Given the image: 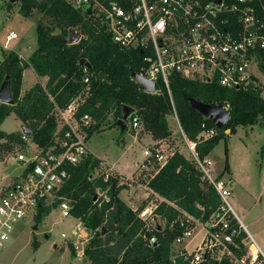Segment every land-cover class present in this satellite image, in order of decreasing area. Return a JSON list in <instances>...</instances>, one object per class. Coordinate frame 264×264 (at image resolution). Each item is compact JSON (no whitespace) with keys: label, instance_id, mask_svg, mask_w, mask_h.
I'll return each instance as SVG.
<instances>
[{"label":"built area","instance_id":"obj_1","mask_svg":"<svg viewBox=\"0 0 264 264\" xmlns=\"http://www.w3.org/2000/svg\"><path fill=\"white\" fill-rule=\"evenodd\" d=\"M74 9L90 14L112 42L126 53L140 54L141 77L165 88L172 100V79L217 85L227 90L259 87L261 65L264 64V1L263 0H66ZM18 35L10 32L5 48ZM85 68V67H84ZM85 70L83 91L66 108L56 107L57 129L47 149L22 133V149L15 160L22 171L17 180L0 192V247L9 241L16 226L29 217H37L40 209H57L61 219L74 218L70 200L61 195L71 178L67 167L79 166L92 155L89 132L97 125L90 114H81V107L92 95V77ZM260 74V75H259ZM173 102V100H172ZM230 112V105H222ZM174 114L177 115L175 109ZM134 131L143 130L136 112L128 120ZM181 127V126H180ZM189 149V160L220 198L219 207L206 219L181 211L169 225L178 226L181 234L172 243L171 252L189 264L228 259L232 264H264V252L248 232L232 203L233 183L218 173L217 162L210 156L201 158L197 143L190 141L181 128ZM218 134L217 127H207L198 136L206 141ZM161 142L144 151L145 161L138 176L120 179L122 185L148 187L149 181L167 163L169 156ZM183 155V154H182ZM188 159V158H187ZM100 164L90 180L99 174L115 176L113 170ZM110 172V173H109ZM149 188V187H148ZM150 189V188H149ZM151 191V189H150ZM152 192V191H151ZM100 193V192H99ZM153 193V192H152ZM103 196L102 193H100ZM138 212L146 229L163 227L155 214L161 198ZM106 198V196H104ZM72 237L77 259L85 258L90 231L81 220ZM166 222V221H165ZM167 226V222L165 227ZM82 227L87 230L82 232ZM163 227V228H165ZM200 240L191 250L197 235ZM82 241V242H81ZM148 244L157 242L147 238ZM173 257V254H172Z\"/></svg>","mask_w":264,"mask_h":264},{"label":"trees","instance_id":"obj_2","mask_svg":"<svg viewBox=\"0 0 264 264\" xmlns=\"http://www.w3.org/2000/svg\"><path fill=\"white\" fill-rule=\"evenodd\" d=\"M264 1V0H263ZM20 15L30 18L34 10L49 18L48 24L37 23L38 48L29 62L22 61L17 54H4L0 67V84L10 77L14 99L13 107L2 104L0 108V140L21 135L8 134L1 126L13 112L31 129V138L41 148L52 145L57 129L56 107L66 108L71 100L83 89L85 68L80 65L86 59L91 64L87 69L92 77V95L81 107V114H90L99 128L110 116L116 123L122 118L123 108L132 107L140 118L143 131L150 133L155 141H166L172 136L168 116L179 117L186 137L197 143V153L204 158L220 144L225 142L226 173L230 172L229 137L237 133L240 126H253L260 116H264L263 88L252 87L247 90H227L217 85L191 82L179 77L172 79V100L165 88L158 85V93L141 91L132 80L130 69L140 72V54L126 53L112 42L93 16L74 9L66 0H21ZM81 28L86 36L77 44L68 42V28ZM60 30V33H56ZM34 68L39 77H48L46 87L37 83L25 95H21L23 72ZM264 74V64L261 65ZM210 106L230 105L231 119L218 134L206 141L198 136L207 127H216L204 117L190 100ZM13 108V109H11ZM94 128L89 132L93 135ZM101 161L90 155L79 166H69L71 178L61 195L70 200L74 218L81 220L92 234L85 248V258L90 264H189L182 258L172 260L171 247L181 234L178 226L173 230L169 225L176 221L181 211L206 220L220 205V198L211 187H206L202 175L193 163L179 152L169 156L167 163L149 181L148 187L161 198L155 214L167 222V226L146 229L145 223L121 198L125 188L120 176H109L105 180L99 174L90 180ZM98 192L103 196L98 198ZM106 196V198L104 197ZM143 205L140 209H143ZM51 208L40 209L37 216H49ZM156 237L152 246L147 238ZM36 249L37 244L35 243ZM72 249L73 258L75 250ZM204 264H232L228 259L210 260Z\"/></svg>","mask_w":264,"mask_h":264},{"label":"rangeland","instance_id":"obj_3","mask_svg":"<svg viewBox=\"0 0 264 264\" xmlns=\"http://www.w3.org/2000/svg\"><path fill=\"white\" fill-rule=\"evenodd\" d=\"M3 3L5 4L4 8H6L11 17L6 16L7 11L3 9ZM21 5V0L15 3H11L10 0H4V2L0 0V44L3 45L7 35L11 31H15L21 39L12 42V46L23 42H25L24 46H35L37 43V23L42 21L48 24L50 22V19L44 17L38 10H34L33 15L30 17L34 23L30 20H25L16 12L20 10ZM76 30L81 39L86 37L80 27L76 28ZM56 33H60V30H57ZM2 45L0 46V67L5 60L4 54L15 53L12 50H4ZM260 74V86L263 88L264 98V74ZM26 85L28 84L26 83ZM9 116L5 126H1L6 133L19 135L23 133V126L29 127L17 117L13 110ZM167 119L172 132L179 134L175 141H171L169 146H164V150H166L167 155L179 152L189 159L190 153L182 135V126L178 115H169ZM104 130L107 131L98 134ZM139 131L143 133V130ZM93 132L94 135L89 140V147L95 151L96 155L106 158L110 164L119 157L120 143L123 142V138L126 139L128 144H133L134 131L128 127L127 131L122 133L114 116H110L99 128H94ZM225 133L229 137L231 132L227 130ZM22 147L23 145L17 137L0 140V191L19 173L20 165L16 162L15 157ZM228 148L235 176L228 175L230 172L226 173L224 171L226 158L224 141L220 142L210 156L217 162L218 173L223 176L226 175L225 177L234 183V187H232V203L240 219L249 229L250 220H255L258 216L264 218V116H260L257 123L253 126L238 127L237 133L233 134L228 140ZM141 149L139 145L134 143L132 149L135 152L134 157L140 155ZM129 162L130 160L125 164L130 166ZM128 171H130V168ZM112 173L116 174L114 171ZM99 197L101 195L98 192ZM151 199L154 198L151 197ZM239 208L243 211L239 210ZM41 218V221L38 222L37 217H29L16 226L11 239L0 247V264H90L87 258H83L82 261L77 259V251L73 247V242H77L78 239H65V236L72 237L73 230L78 223L75 218L63 220L61 219L60 211L57 209H54L49 216ZM157 223L163 227L166 225V222L162 219H158ZM250 230L252 229L250 228ZM86 231L82 227L81 233ZM90 236L88 243L83 244V246L79 244L80 249L87 247L92 234ZM200 236L201 234L190 245L191 250L200 240ZM35 243L37 244V249ZM72 249L75 250V258H73ZM172 254V259L174 260L176 252L173 251Z\"/></svg>","mask_w":264,"mask_h":264},{"label":"crops","instance_id":"obj_4","mask_svg":"<svg viewBox=\"0 0 264 264\" xmlns=\"http://www.w3.org/2000/svg\"><path fill=\"white\" fill-rule=\"evenodd\" d=\"M3 2H4V0H3ZM4 5L5 4L3 3L2 7H3V9L6 10V8H4ZM16 12L19 13V11H16ZM6 16L11 17L9 15L8 11L6 12ZM23 18L25 20H30L31 22H33L30 18H25V17H23ZM11 32L16 33L18 35V38L10 41L8 44V48H5V45L7 44V38L9 35L8 34L3 45L0 44V46L2 45L4 50H12L13 52H15L22 61L29 62L30 57L35 53V51L38 48V42L35 44V46H24L25 42L20 43L16 46H12L11 43L14 41H19L21 39V37L19 36V34L17 32H15V31H11ZM36 32H37V26H36ZM0 58H1V54H0ZM26 83L28 85H26ZM37 83H40L43 87H46V85L48 83V77H39L36 74L34 68H32V67L26 68L23 72L22 91H21L22 96L25 95L29 90H31ZM1 104L2 103L0 102V106H1ZM9 117L10 116H8L5 119V121L3 122L2 125L5 126V122L7 121V119ZM18 122H20V121L18 120ZM131 130H133V129H131ZM105 131H107V130H104L98 134L104 133ZM126 131H127V129L125 131H122V129H121L122 133L123 132L125 133ZM173 132H172V136L168 140H166V141H155L150 133H147L145 131H143V133H140V131H136V132L134 131L133 144H128L126 139L123 138V142L120 143V146H121L120 155L115 161H113L112 164H110L108 162V160H106V158H102L101 156L96 155L95 151L93 149L90 148V150H91L92 155L97 157L101 161V164L104 165V167L106 166V167L112 169L114 172H116V175L118 174L122 179L134 177V176L136 177L140 174L139 172H140L141 164L145 161L144 151L148 147H151V146H153L159 142L162 143L163 147L166 145L169 146L171 144V141H175L178 134H179V133H173ZM231 136L232 135L229 136V139L231 138ZM134 143L139 145L140 148H142L139 152L140 155L138 157H134L135 152L132 150ZM229 155H230V151H229ZM128 160H130V162H129L130 166L128 164H125V163H127ZM229 165H230V173L228 175L235 176L234 169L231 165L230 156H229ZM129 168H130V171H128ZM21 171H22V169L20 167L19 173H17V175H15L13 177V180L10 183H8L5 187H3L2 190H4L8 186H10L14 181H16L18 176L21 174ZM232 187H234V183H233ZM151 197L155 198V196H153V193L150 191V189L147 186L144 187V186H136V185H133V186L125 185V188L120 193V198L129 207L133 206L134 208H141L143 205H145V207L149 206L151 201L153 200V199L150 200ZM239 210L243 211L241 208H239ZM237 215H238V213H237ZM246 215H247V213H246ZM249 226H250L249 229L251 228L252 230L249 231V229L246 226L248 232L252 235V237L255 239L256 243L260 246V248L264 252V218H262L261 216H258V217H256L255 220H253V219L250 220ZM196 238L197 237H195V239L193 241H195ZM189 248H190V246H189Z\"/></svg>","mask_w":264,"mask_h":264},{"label":"water","instance_id":"obj_5","mask_svg":"<svg viewBox=\"0 0 264 264\" xmlns=\"http://www.w3.org/2000/svg\"><path fill=\"white\" fill-rule=\"evenodd\" d=\"M18 0H10L11 3H15ZM92 10H88L90 15ZM69 30V39L68 42L70 45L77 44L81 41V36L77 33V30L74 28H68ZM80 65L87 69H91V64L86 60H81ZM132 80L140 87L141 91L144 93L152 94L156 91V83L154 81L147 80L140 75H138L133 69H130ZM0 102L5 105L13 106L14 99L11 90L10 77L7 76L5 81L0 87ZM190 103L196 108L204 117L210 119L218 129H223L231 119V114L226 110L222 105L210 106L202 104L196 100L191 99ZM135 113V110L132 107L125 106L123 108L122 118L118 121L117 126L125 131L128 127V120L132 114ZM22 132L25 135L31 134V129L29 127L23 126ZM206 187H209L208 183L205 184ZM233 186V185H232Z\"/></svg>","mask_w":264,"mask_h":264}]
</instances>
